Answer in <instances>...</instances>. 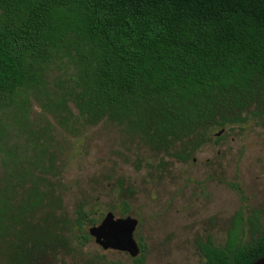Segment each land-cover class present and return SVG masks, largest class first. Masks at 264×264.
<instances>
[{
    "label": "trees",
    "instance_id": "obj_1",
    "mask_svg": "<svg viewBox=\"0 0 264 264\" xmlns=\"http://www.w3.org/2000/svg\"><path fill=\"white\" fill-rule=\"evenodd\" d=\"M58 60L69 76L52 105L66 123L72 105L83 125L124 126L184 163L216 131L250 120L264 127V0H0V113L39 89ZM5 131L0 124L7 165ZM44 153L30 167L47 175L54 166L51 159L45 165ZM23 172L30 186L19 204L9 202L12 188L0 190V264H50L71 243L87 245L83 227L97 225L90 212L57 220L56 186ZM120 212L129 213L127 203ZM240 221L223 246L199 245L202 264H252L264 255L257 214L247 229ZM246 232L256 237L244 244ZM138 245L133 264H143Z\"/></svg>",
    "mask_w": 264,
    "mask_h": 264
},
{
    "label": "rangeland",
    "instance_id": "obj_2",
    "mask_svg": "<svg viewBox=\"0 0 264 264\" xmlns=\"http://www.w3.org/2000/svg\"><path fill=\"white\" fill-rule=\"evenodd\" d=\"M68 68L52 61L39 89L21 93L0 113L7 151L12 150L11 163L4 165L0 158V190L13 189L12 205L30 186L23 172L28 168L56 186L63 206L55 213L57 220L64 215L74 220L83 209L98 224L108 212L123 217L127 203L126 216L138 221L134 238L144 245L143 264H202L199 245L223 246L239 217L247 229L246 221L256 213L264 231V127L258 121L214 132L184 163L153 151L124 126L108 121L83 125L72 105L66 123L52 101L67 84ZM43 149V162L47 166L51 159L54 166L47 175L30 167ZM253 237L246 232L242 242ZM71 248L49 263L133 264L126 253L103 251L93 239L84 246L71 243Z\"/></svg>",
    "mask_w": 264,
    "mask_h": 264
},
{
    "label": "water",
    "instance_id": "obj_3",
    "mask_svg": "<svg viewBox=\"0 0 264 264\" xmlns=\"http://www.w3.org/2000/svg\"><path fill=\"white\" fill-rule=\"evenodd\" d=\"M137 226L138 221L129 215L116 217L108 212L100 223L89 227L88 234L103 251H118L136 258L140 254L139 245L134 238ZM252 264H264V255Z\"/></svg>",
    "mask_w": 264,
    "mask_h": 264
}]
</instances>
